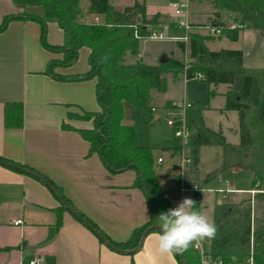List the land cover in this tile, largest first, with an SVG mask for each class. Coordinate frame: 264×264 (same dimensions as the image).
Listing matches in <instances>:
<instances>
[{
	"label": "crops",
	"instance_id": "obj_1",
	"mask_svg": "<svg viewBox=\"0 0 264 264\" xmlns=\"http://www.w3.org/2000/svg\"><path fill=\"white\" fill-rule=\"evenodd\" d=\"M135 1L113 0V4L117 8H123ZM195 4L197 7L204 6L203 1L195 2ZM146 6L149 15L160 12L168 21L167 7L151 0H146ZM170 7L175 15L172 5ZM87 8L83 10V20L92 18ZM18 11H20L19 8L11 0H0V24L5 15ZM214 11V7L213 10L205 13L201 10L191 11L193 16L191 21L195 24L206 23ZM221 16L226 23L231 21L228 13H222ZM48 26V42L55 45L62 44L63 31L58 24L55 21H49ZM164 27L168 33V27L166 25ZM50 29L54 34L52 37ZM193 32L208 34L199 28L194 29ZM260 34L264 38L261 32ZM177 39L181 40L176 38L175 41ZM228 40L233 41L226 36H217L216 39L205 41V44L210 50L239 49L226 47L228 45H225V42ZM242 52L244 65V51ZM88 53V48H82L81 61L78 60L67 66L58 65L55 72L63 76L84 73L88 69ZM61 57L60 53H52L45 48L41 39L40 24L35 20H12L0 32V157L4 158L0 159V264H30L34 259H38L39 264H179L173 253L162 254L158 250L159 232H149L142 247L135 252L127 253L114 248L117 246L113 242H126L133 231L149 219V205L141 189L133 186L137 176L135 170L127 169L111 173L97 153H89V142L76 129L63 128V122L74 128L93 127L92 120L69 119L68 114L69 112L81 113L83 109L98 110L100 106L96 96V78L59 79L46 71L50 60ZM262 67L264 66L256 68ZM179 74H182L185 81L206 84L208 93L205 97L194 94V96L191 95L192 97L187 94L182 95V98L185 97L187 100L199 102L205 106L203 110L205 125L214 130H221L226 140L227 132L234 133L236 141H227L239 143V115L236 110L225 109V94L230 88L234 91L241 89L242 75L236 74L233 84L229 85L227 83L209 84L201 78L188 80L183 73ZM239 75L241 80L238 88L236 85ZM255 83L258 100L259 86L256 77L253 78L249 96L253 102H257L251 98ZM210 86H212L211 95ZM217 96L220 98L219 102L215 101ZM161 100V106L168 114L171 108L166 106L167 102L174 103L178 99L168 93ZM9 102L23 104L21 127L5 125L4 108ZM136 111L137 109L132 120L133 124ZM213 111L219 112L223 119H229L230 113L235 112L236 126L223 128V123H219L216 127L209 125L205 117L207 113ZM151 117L159 118V114L155 112V105H153ZM136 144L141 145L137 142ZM199 146L190 147L191 150L202 149ZM167 148L170 153L169 183L164 187L158 171L157 175L161 187L172 200L173 206L174 202L176 205L179 204L178 199L181 197L182 199L191 198L199 205L205 195L212 194L214 200L211 207L214 214L215 202L222 196L217 189L226 187L225 183L220 181V177L229 180L236 189L226 195L224 199L227 202L240 201L242 198L249 197L252 199L253 208L257 202L264 203V196H255L256 189L251 186L252 173L249 185L243 183L237 186L236 182L228 177L227 174L239 175V172H243L237 168H230L212 180L201 183L207 173L220 166L221 147L220 162L211 165L199 180H187L183 177L184 166H181L178 154L180 147L169 145ZM160 157L163 159L162 163L165 162L164 157L157 154L158 166ZM194 159L197 165L199 157L195 155ZM11 162L19 163L20 167ZM23 166L40 171L56 186L61 187L63 194L74 206L91 219L113 242L107 239L111 244L106 240L102 241L101 235L68 207L62 212V221L58 224L55 209L62 202L67 204L63 194L52 184L61 194L59 196L36 173L28 171ZM173 166H176L177 170H173ZM182 181H197L202 184L203 190L197 194L187 192L181 195L178 186ZM196 208L198 209V206ZM253 214L254 210L252 225L255 228L264 217V204L258 215ZM17 219H22V223L14 224L13 221Z\"/></svg>",
	"mask_w": 264,
	"mask_h": 264
},
{
	"label": "trees",
	"instance_id": "obj_2",
	"mask_svg": "<svg viewBox=\"0 0 264 264\" xmlns=\"http://www.w3.org/2000/svg\"><path fill=\"white\" fill-rule=\"evenodd\" d=\"M20 11L7 14L0 24L2 32L10 21L35 20L41 24V39L46 49L60 53L59 59L49 61L46 71L59 79L96 78V96L100 108L85 110L81 113L69 112V119L92 120L91 128H74L66 122L65 129H76L90 144V154L97 153L111 173L127 169L135 170L137 176L133 186L144 193L150 209L149 219L136 228L131 237L122 243L113 242L91 219L80 212L49 178L34 168H26L36 173L45 183L55 185L69 204L93 229L101 235V240L112 241L122 249L135 248L144 231L154 223L160 213L173 208L172 202L164 197L157 171V148L138 145L135 142V127L132 122L135 109L144 108L152 113V91L164 92L167 89L166 75H178L186 70L188 80H196V73H202L201 79L209 84L227 83L232 85L236 74L242 75L239 91L230 88L226 94V110H236L239 115L240 141L237 144L226 140L221 130L207 127L203 120L205 106L191 102L186 108V122L192 130L185 145H217L222 149L220 166L206 174L202 184L220 173L237 168L252 173L251 186L258 190L257 196H264V67L249 69L243 65V52L240 49L221 48L210 50L205 41L217 36L193 32L208 25L221 27L219 36L237 40L240 31L246 28L258 30L264 36V0H210L215 11L206 23H193L189 40H176L182 57L167 56V62L148 64L140 57V42L151 38L155 31H164L167 22L165 15L156 12L147 13L146 0H136L133 4L117 8L113 0H89L87 11L98 15L100 22L92 18L83 20L80 0H11ZM41 8V14L36 9ZM222 13H228L231 21L238 24L228 28L222 19ZM55 21L63 31V43L51 44L47 40V24ZM88 48V69L81 74L63 76L55 72L58 65L67 66L78 60L80 50ZM131 54L135 57L128 62ZM190 66L186 69V64ZM259 86L258 100H250L253 78ZM166 106L172 108V103ZM129 120V122H126ZM4 122L7 127H21L23 124V104L9 102L4 108ZM167 147L161 150H167ZM0 159H4L0 157ZM6 161V160H4ZM13 165L19 166L17 162ZM20 167V166H19ZM67 204L62 202L55 209L58 224L62 221V212ZM252 199L240 201L215 202L213 221L217 226L215 237L210 242V254L224 261L244 260L253 257L254 264H264V217L258 225H252ZM160 232L155 228L150 232ZM174 254V253H173ZM186 264H202L201 253L190 247L183 254ZM179 264H183L178 254H174Z\"/></svg>",
	"mask_w": 264,
	"mask_h": 264
},
{
	"label": "rangeland",
	"instance_id": "obj_3",
	"mask_svg": "<svg viewBox=\"0 0 264 264\" xmlns=\"http://www.w3.org/2000/svg\"><path fill=\"white\" fill-rule=\"evenodd\" d=\"M153 2H158L159 4H162L163 6L167 7L166 14L168 16V21L166 27H168V33L166 37L164 38H148L143 39L140 42V57L143 59L144 62L149 64H155L160 61V59L163 56H174V57H182L184 58L185 62H189V59L185 56L183 57L181 55V51L175 41L176 38H182L186 30L184 27L180 24L179 18L176 17L172 12V8L170 7L173 2L177 0H151ZM89 0H80V7L82 10L86 9L88 7ZM203 5L201 7H197L195 3H192L190 6L191 11H202V12H208L213 10V5L210 0H203ZM38 13L41 14L42 9L38 8L36 9ZM193 19V16H191V20ZM38 22V21H36ZM39 23V22H38ZM40 24V23H39ZM41 28V24H40ZM165 28V27H164ZM163 28V29H164ZM47 30L49 31V26L47 24ZM204 33H209L208 29H202ZM47 31V36L48 32ZM52 29H50V35L52 37L53 32H51ZM216 39V37H215ZM48 40V38H47ZM225 45H228L226 47L231 48H239L244 51V57H245V63L244 66L248 67L249 69H255L256 67L264 66V38L261 36L260 32L258 30H241L240 36L238 40L235 41H227L225 42ZM52 53H55L54 51L49 50ZM78 60L80 59V53ZM77 60V61H78ZM135 60V57L131 54L128 55L127 61L132 62ZM255 67V68H254ZM56 69V68H55ZM167 82H168V88L165 92H158L154 90L152 92V104L155 105V112L159 114L158 119H154V117H151V114L149 111H147L144 108H137L136 116L134 120V127H135V140L137 143L141 145L146 146H154L157 149V154H161L165 162L160 163L158 166V175L159 178L165 187L166 184L170 181V169H169V158L170 153L168 150H161L162 147L172 146V147H180L178 150V154L185 155L192 159V161L188 162L183 169V177L187 180H199L202 178L205 174L204 171H207V169L213 165L217 164L221 160V150L220 147L217 145H200L199 147L202 149H193L191 150L190 146L185 145L186 139L184 140L182 137L177 136L175 133L174 128H172L168 124V119L170 117L169 112H167L163 109L161 106V99H163V96L170 93L173 98H176L178 100H175L174 103H172L171 111L177 112L179 109V105H182L187 98H182V95H189L190 97L197 95L199 97H205L208 93L206 91V84L200 83V82H190L185 81L182 77V74L178 75H166ZM240 80L241 76H238V84L236 87H240ZM188 84V85H187ZM185 85H187L185 87ZM210 89V95L212 86L209 87ZM170 91V92H169ZM168 92V93H167ZM194 94V95H193ZM192 95V96H191ZM251 98L253 100H257V84L255 83L254 91L251 95ZM212 99V96H211ZM220 98L218 96L215 98V101L219 102ZM159 104V105H158ZM177 104V105H176ZM180 115H182V111H178ZM235 112H231L229 115V119H223L221 117V114L219 112H211L207 113L205 119L206 122L209 125H212L214 127L218 126L219 123H223V128L226 126L228 127H235L237 124V114ZM227 140L230 141H236L235 140V134L231 133L230 131L226 134ZM183 150V152H182ZM195 155L199 157V161L197 165L194 162ZM195 166L197 167L195 169ZM173 170H177L176 166H173ZM239 175H233V174H227L231 180H234L236 182V185L239 186L243 183H246V185H249L251 182V172L249 171H243L239 172ZM215 184V183H214ZM213 184V185H214ZM258 191H254L255 196L257 195ZM186 196V195H185ZM204 196V195H203ZM219 201H226V199L221 197H218ZM214 200V196L212 194H207L203 197V201L198 205V209L202 211L204 214H206L212 221H213V209H212V201ZM263 202L257 204H254V216L259 214V211L262 209ZM176 203L174 202V206ZM177 206V205H176ZM202 251L210 254V244L207 239L203 240L201 242ZM245 260V259H244Z\"/></svg>",
	"mask_w": 264,
	"mask_h": 264
},
{
	"label": "built area",
	"instance_id": "obj_4",
	"mask_svg": "<svg viewBox=\"0 0 264 264\" xmlns=\"http://www.w3.org/2000/svg\"><path fill=\"white\" fill-rule=\"evenodd\" d=\"M200 1H203V0H177V1L173 2V4H172L175 15L179 18L180 24L186 30L185 35L182 38H180L182 41L187 42L189 40V34L193 30V26H192L193 23L191 21L190 6L192 3L200 2ZM92 19L95 22L101 21V19L98 15H92ZM226 25L228 28L238 27V24L235 22H232V21L226 23ZM205 28L208 29V32H209L208 34H210L212 36H219L222 33L221 27L208 25ZM164 37H166V36L164 35L163 31H155L151 35V38H164ZM189 66L190 65L187 63L186 69ZM183 74H184V77L187 79L186 70ZM201 77H203L202 73H196L194 75V78H201ZM190 105H191V102L189 100H185L182 105H179V109H178V111L179 110L182 111V115H180V113L178 111L177 112L171 111L170 117L168 119V124L172 128H174L176 135L182 137L184 140L186 139V141L192 133V130L187 125L186 115H185V110ZM189 161H190L189 157H187L185 155H181L180 164L182 167L185 166ZM162 162H163V159L161 157L158 158V163L160 164ZM220 181L224 182L226 185L225 188H218L217 189V192L219 194H222L223 198H225L228 193L236 191V189H234V187L229 182V180L223 179L222 177H220ZM178 190L181 193V195L184 193H187V192L197 194L203 190V186L201 183H199L197 181H182V182H180V184L178 186ZM254 191H256V190H254ZM164 197L167 198L170 202H172V200L168 197L167 194H165ZM182 200H183L182 197L180 199H178V203L182 202ZM174 207H176V206H173V208ZM13 223L14 224H21L22 219L14 220ZM201 242L199 243V245H196L193 247L200 251L202 264H254V260H253L252 256H250L249 258H247L245 260H232V261H224L222 258L213 257V256H211V254H208V253L202 251ZM30 264H39V260L34 259L30 262Z\"/></svg>",
	"mask_w": 264,
	"mask_h": 264
},
{
	"label": "clouds",
	"instance_id": "obj_5",
	"mask_svg": "<svg viewBox=\"0 0 264 264\" xmlns=\"http://www.w3.org/2000/svg\"><path fill=\"white\" fill-rule=\"evenodd\" d=\"M196 205L193 199L184 198L176 207L159 214L157 243L162 254H183L201 241L215 237L217 226Z\"/></svg>",
	"mask_w": 264,
	"mask_h": 264
},
{
	"label": "water",
	"instance_id": "obj_6",
	"mask_svg": "<svg viewBox=\"0 0 264 264\" xmlns=\"http://www.w3.org/2000/svg\"><path fill=\"white\" fill-rule=\"evenodd\" d=\"M164 35L166 36L167 35V29H164ZM167 60H168V58H167V56H163L161 59H160V62H167ZM29 171V170H28ZM31 172V171H30ZM33 173V172H32ZM48 185H49V187L55 192V193H57L59 196H61V194L57 191V189L53 186V185H51L50 183H48ZM197 202H198V199L196 200ZM67 207L73 212V213H75L81 220H83L84 222H86V220L83 218V217H81L73 208H71V206L69 205V204H67ZM91 228H93V226L90 224V223H88V222H86ZM155 228H158L159 229V227L157 226V223H154V224H152L151 226H149L145 231H144V233H143V235H142V237H141V239H140V241H139V243H138V245L135 247V248H133V249H129V250H126V249H120V248H117V247H115L114 246V248L115 249H117V250H119V251H122V252H127V253H132V252H135V251H137L139 248H141L142 247V245H143V243H144V241H145V238H146V236L148 235V233L150 232V231H152L153 229H155ZM107 241V240H106ZM109 244H111L109 241H107ZM179 255V257L181 258V260H182V262H183V264H186V262H185V260H184V258H183V255L182 254H178Z\"/></svg>",
	"mask_w": 264,
	"mask_h": 264
}]
</instances>
